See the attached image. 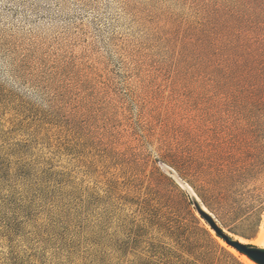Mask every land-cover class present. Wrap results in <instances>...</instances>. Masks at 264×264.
<instances>
[{
	"label": "rangeland",
	"instance_id": "obj_1",
	"mask_svg": "<svg viewBox=\"0 0 264 264\" xmlns=\"http://www.w3.org/2000/svg\"><path fill=\"white\" fill-rule=\"evenodd\" d=\"M197 203L264 248V0H0V264H250Z\"/></svg>",
	"mask_w": 264,
	"mask_h": 264
},
{
	"label": "water",
	"instance_id": "obj_2",
	"mask_svg": "<svg viewBox=\"0 0 264 264\" xmlns=\"http://www.w3.org/2000/svg\"><path fill=\"white\" fill-rule=\"evenodd\" d=\"M198 211L203 215V217L209 222L210 226L215 230V232L221 236L224 241L234 247L240 253L246 254L250 259L258 264H264V248L257 246L248 245L237 239L231 238L230 235L226 234L223 229L217 224L215 219L200 205L197 203Z\"/></svg>",
	"mask_w": 264,
	"mask_h": 264
},
{
	"label": "trees",
	"instance_id": "obj_3",
	"mask_svg": "<svg viewBox=\"0 0 264 264\" xmlns=\"http://www.w3.org/2000/svg\"><path fill=\"white\" fill-rule=\"evenodd\" d=\"M235 20V16H233V19H228V20H224L223 22L221 21H218V29L220 31V33L224 32L226 29H227V23H231ZM246 21H249L250 22V19H247Z\"/></svg>",
	"mask_w": 264,
	"mask_h": 264
},
{
	"label": "bare ground",
	"instance_id": "obj_4",
	"mask_svg": "<svg viewBox=\"0 0 264 264\" xmlns=\"http://www.w3.org/2000/svg\"><path fill=\"white\" fill-rule=\"evenodd\" d=\"M262 234H263V232H262ZM263 236H264V235H263ZM235 239H237V240L243 242L242 239H238V238H235ZM263 241H264V240H263ZM243 258H244L248 263H250V264H258V263H256L255 261H253L252 259H250L246 254H243Z\"/></svg>",
	"mask_w": 264,
	"mask_h": 264
},
{
	"label": "snow or ice",
	"instance_id": "obj_5",
	"mask_svg": "<svg viewBox=\"0 0 264 264\" xmlns=\"http://www.w3.org/2000/svg\"><path fill=\"white\" fill-rule=\"evenodd\" d=\"M262 246H264V245H262Z\"/></svg>",
	"mask_w": 264,
	"mask_h": 264
}]
</instances>
